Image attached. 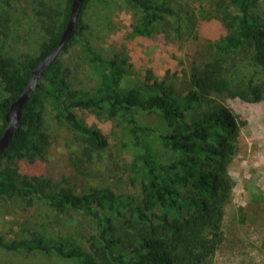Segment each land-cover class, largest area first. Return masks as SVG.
<instances>
[{"label":"trees","instance_id":"trees-1","mask_svg":"<svg viewBox=\"0 0 264 264\" xmlns=\"http://www.w3.org/2000/svg\"><path fill=\"white\" fill-rule=\"evenodd\" d=\"M93 1H86L76 35L43 74L13 144L0 156V200L29 216L37 201L59 213L75 211L95 226L96 236L81 242L79 235L30 232L22 239L0 236V248L41 252L70 264H214L226 242L224 223L236 184L233 169L248 149L238 118L220 98L264 101V0H229L217 20L222 27L218 37L216 20L189 24L178 15L175 0H125L143 13L137 29L142 39H150L152 26L166 16L175 17L180 29L192 27L185 35L200 28L204 36L188 74L179 78L170 70H147L139 83L126 82L125 60L101 59L93 51L86 35L91 29L86 13ZM71 4L64 0L60 21L46 29L36 57L18 61L0 47V138L11 105L60 43ZM77 44L100 76L88 88L74 85L61 59ZM86 111L117 122L130 159L126 174L140 192L135 198H125L112 186L95 187L82 196L54 189L46 160L52 146L44 126L49 113L84 138L100 168L118 174L124 167L103 132L81 118ZM144 116L157 117L158 124L147 123ZM262 178H254L258 186ZM127 216L135 220L129 230L118 222Z\"/></svg>","mask_w":264,"mask_h":264},{"label":"rangeland","instance_id":"rangeland-1","mask_svg":"<svg viewBox=\"0 0 264 264\" xmlns=\"http://www.w3.org/2000/svg\"><path fill=\"white\" fill-rule=\"evenodd\" d=\"M228 1L175 0L174 4L178 15L198 27L205 20L217 21L223 17ZM63 9L64 0H0V47H4L3 52L18 61L39 55L46 29L58 25ZM142 17L143 13L125 0H94L86 13L91 27L86 35L93 51L101 59L125 60L128 83L144 80L147 70L161 71V74L170 70L171 75L177 74L179 78L184 72L188 74L200 49L199 43L204 41L200 28L187 36L188 30L193 31L192 27L180 29L175 17L166 16L165 20L152 26L150 39H142L137 32ZM218 22L215 37L222 32ZM82 48V44H77L68 54H62L61 59L70 71L74 85L88 88L99 83L100 76ZM130 66L132 68H128ZM220 100L238 118L242 127L241 139L248 149L237 158L233 169L236 184L233 205L224 223L226 242L214 264H264V182L258 186L259 178L254 179L259 175L264 179V101L247 104L239 99ZM81 118L92 129L103 132L110 141L111 152L124 167L118 174L100 168L84 145V138L49 113L44 126L52 146L46 160L50 168L48 178L52 179L54 189L63 188L82 196L95 187L112 186L126 195L125 198L138 196L137 185L128 179L130 173L126 174V163L130 159L123 151L121 136L115 129L117 122L98 112L86 111ZM143 118L149 124H158L155 116ZM8 204L0 200V236L6 239H22L30 232L79 235L81 242L96 236L95 226L75 211L59 213L37 201L29 216L21 207ZM118 222L124 224L126 230L135 224L128 216L126 221L119 219ZM0 264L70 263L58 262L55 257L41 252L17 253L0 248Z\"/></svg>","mask_w":264,"mask_h":264},{"label":"water","instance_id":"water-1","mask_svg":"<svg viewBox=\"0 0 264 264\" xmlns=\"http://www.w3.org/2000/svg\"><path fill=\"white\" fill-rule=\"evenodd\" d=\"M86 1L87 0H72L70 17L60 43L55 48V50L49 54L32 72L29 83L25 87L23 93L11 105L8 113L6 114L5 121L7 126L5 128L4 134L0 138V156L3 155L5 151L13 144L22 121L23 110L31 100L43 77V74L50 69L51 65L56 61L63 49L76 35L78 21Z\"/></svg>","mask_w":264,"mask_h":264}]
</instances>
